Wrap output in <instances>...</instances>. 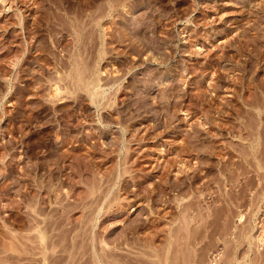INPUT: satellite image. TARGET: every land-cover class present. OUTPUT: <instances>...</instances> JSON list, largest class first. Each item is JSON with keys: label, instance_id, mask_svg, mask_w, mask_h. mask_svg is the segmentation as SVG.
I'll use <instances>...</instances> for the list:
<instances>
[{"label": "rangeland", "instance_id": "374dc122", "mask_svg": "<svg viewBox=\"0 0 264 264\" xmlns=\"http://www.w3.org/2000/svg\"><path fill=\"white\" fill-rule=\"evenodd\" d=\"M260 230L264 0H0V264H264Z\"/></svg>", "mask_w": 264, "mask_h": 264}, {"label": "bare ground", "instance_id": "6f19581e", "mask_svg": "<svg viewBox=\"0 0 264 264\" xmlns=\"http://www.w3.org/2000/svg\"><path fill=\"white\" fill-rule=\"evenodd\" d=\"M51 81V80H50ZM56 93V92H55ZM131 228V227H130ZM129 228V229H130ZM45 230V229H44ZM128 230V229H127ZM261 231V230H260ZM128 232V231H127ZM262 232H264L263 230L260 232V234L257 236V241H258V243L259 242H262L263 241V236H262ZM259 233V232H258ZM257 233V234H258ZM123 234V233H122ZM126 234V233H125ZM40 235V239L41 240H43V234L41 235V233L39 234ZM124 236V235H123ZM125 236H127V235H125ZM124 236V237H125ZM128 237V236H127ZM126 239H124V241H125ZM126 241H128V240H126ZM262 244V243H261ZM45 248V247H44ZM106 253V252H105ZM155 254V253H154ZM160 256V255H159ZM116 257H117V255H116ZM102 258H105V257H102ZM119 258H121L120 256H119ZM161 259V258H160ZM104 260V259H103ZM112 260V259H111ZM142 260V259H141ZM140 259H138V257L137 258H126V256L124 257V259L122 258L121 259V261H119V259L117 260L116 258H113V261L112 262H107L106 264H136V263H143L144 262V260L143 261H141ZM119 261V262H118ZM161 261V260H160ZM105 262V261H104ZM134 262H136V263H134ZM149 263V262H148ZM155 263H157V264H159L158 263V261H156ZM103 264H105V263H103ZM144 264V263H143ZM145 264H147V263H145ZM150 264H153L152 262L150 263Z\"/></svg>", "mask_w": 264, "mask_h": 264}]
</instances>
